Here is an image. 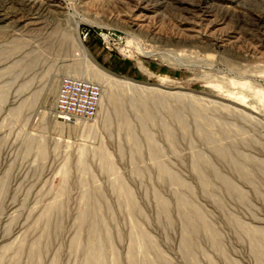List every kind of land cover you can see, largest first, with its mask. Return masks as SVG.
Listing matches in <instances>:
<instances>
[{"label":"rangeland","instance_id":"374dc122","mask_svg":"<svg viewBox=\"0 0 264 264\" xmlns=\"http://www.w3.org/2000/svg\"><path fill=\"white\" fill-rule=\"evenodd\" d=\"M67 76L101 85L92 118L55 117ZM98 240L264 264V0H0V264H102Z\"/></svg>","mask_w":264,"mask_h":264},{"label":"built area","instance_id":"2783aa9c","mask_svg":"<svg viewBox=\"0 0 264 264\" xmlns=\"http://www.w3.org/2000/svg\"><path fill=\"white\" fill-rule=\"evenodd\" d=\"M101 93L96 82L64 77L55 98V116L68 122L92 118L98 112Z\"/></svg>","mask_w":264,"mask_h":264},{"label":"bare ground","instance_id":"6f19581e","mask_svg":"<svg viewBox=\"0 0 264 264\" xmlns=\"http://www.w3.org/2000/svg\"><path fill=\"white\" fill-rule=\"evenodd\" d=\"M30 1V0H29ZM200 5V4H199ZM202 7V6H201ZM206 7V6H205ZM79 44H78V48L80 49V51L83 53V56H84V58L85 59H87L91 64H92V69H94V71L96 72V75H97V77H100V78H102V79H105V80H108V78L106 79V77L104 78V76L102 75V73H103V69L92 59V57L90 56V54H89V51L87 50V48H86V46L84 45V43L83 42H78ZM98 73V74H97ZM67 77H70V76H67ZM76 79H79V78H76ZM83 80V79H82ZM85 81H87V80H85ZM98 84V83H97ZM98 85H100V84H98ZM100 87H101V85H100ZM101 90H102V93H103V89H102V87H101ZM102 93H101V97H102ZM101 97H100V103H101ZM99 107H100V105H99ZM98 110H99V108H98ZM56 118H57V116H55ZM58 119V118H57ZM84 120H87V119H84ZM60 122H62V121H60ZM67 124H70L71 122H68V121H65ZM63 123V122H62ZM61 125V124H60ZM64 125V124H63ZM109 168H112V166H109ZM178 182V181H177ZM128 199H130V198H128ZM182 203L183 204H186L187 205V201L185 200V199H183L182 200ZM165 207V206H164ZM93 217V216H92ZM96 217V216H95ZM187 218V217H186ZM92 220H91V222H93V225L96 223V219H97V217L96 218H91ZM82 220H85V216H82ZM190 221V220H189ZM97 223H98V219H97ZM91 224V223H90ZM96 225H98V224H96ZM92 227V226H91ZM94 227V226H93ZM209 227V226H208ZM95 228L96 227H94V229L93 230H95ZM210 229V228H209ZM212 231V230H211ZM96 233V232H95ZM94 235V232L92 231V236ZM94 238H95V235H94ZM188 243V242H187ZM97 246V252H99V254H100V263H102L103 264V261H102V254H103V248H102V245H101V243H100V241L98 240V245H96ZM98 254V255H99ZM132 259V258H131ZM134 259V258H133ZM136 262H134L133 264H135Z\"/></svg>","mask_w":264,"mask_h":264}]
</instances>
